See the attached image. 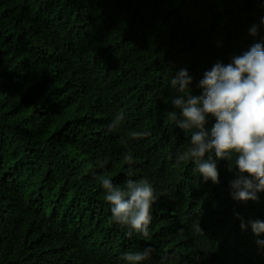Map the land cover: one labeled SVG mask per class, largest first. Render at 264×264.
<instances>
[{
	"label": "trees",
	"instance_id": "1",
	"mask_svg": "<svg viewBox=\"0 0 264 264\" xmlns=\"http://www.w3.org/2000/svg\"><path fill=\"white\" fill-rule=\"evenodd\" d=\"M262 19L264 0H0V264H126L148 247L143 264H264L248 224L264 192L233 200L227 160L216 184L178 165L190 137L168 119L171 78L187 69L199 95L206 70L264 41ZM101 176L153 186L148 237L112 221Z\"/></svg>",
	"mask_w": 264,
	"mask_h": 264
},
{
	"label": "clouds",
	"instance_id": "2",
	"mask_svg": "<svg viewBox=\"0 0 264 264\" xmlns=\"http://www.w3.org/2000/svg\"><path fill=\"white\" fill-rule=\"evenodd\" d=\"M250 35H258L257 26H252ZM192 83L187 69H181L170 80L178 95L172 99L175 110L168 113V119L190 137L189 146L176 154V163L191 162L194 172L205 182L216 184L219 183L217 162L227 160L228 170H236V178L229 182L232 199L257 201V194L264 192V41L253 43L229 64L217 62L206 70L197 85L201 90L199 95H193ZM210 119L215 122L208 128ZM122 120L123 114H118L108 125L109 130L118 128ZM124 160L132 163L131 153ZM99 180L112 221L126 227L128 237L134 232L148 237L151 210L157 199L149 181L127 179L117 186L106 177ZM248 224L257 237L264 234V221ZM241 228H245L244 223ZM197 230L201 232L199 225ZM153 251L151 247L129 251L122 259L126 264H143Z\"/></svg>",
	"mask_w": 264,
	"mask_h": 264
}]
</instances>
